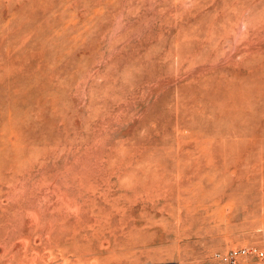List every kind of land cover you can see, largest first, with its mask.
Returning <instances> with one entry per match:
<instances>
[{"label":"rangeland","instance_id":"1","mask_svg":"<svg viewBox=\"0 0 264 264\" xmlns=\"http://www.w3.org/2000/svg\"><path fill=\"white\" fill-rule=\"evenodd\" d=\"M65 248L264 264V0H0V264Z\"/></svg>","mask_w":264,"mask_h":264},{"label":"bare ground","instance_id":"2","mask_svg":"<svg viewBox=\"0 0 264 264\" xmlns=\"http://www.w3.org/2000/svg\"><path fill=\"white\" fill-rule=\"evenodd\" d=\"M54 250V249H53ZM60 251H59V254L61 255V257H62V259H61V261H63L62 263L63 264H67V263H69L70 262V259H69V255H73V254H71L70 252V250L69 249H67L66 250V248L64 249V250H62V249H59ZM55 251H57V250H55ZM65 251V252H64ZM50 253H52L51 251L49 252V255H50ZM37 255V254H36ZM35 255V256H36ZM58 255V254H57ZM82 255H83V257H85L86 255H88L87 253H82ZM33 256V255H32ZM35 256H34V259H36L35 258ZM42 256V255H41ZM44 256V255H43ZM48 257H51V256H48ZM47 257V258H48ZM60 257V258H61ZM78 257H81L80 255L78 256ZM31 258V257H30ZM43 258H45V257H43ZM34 259L33 258H31V263L30 264H34ZM52 259V258H51ZM53 260V259H52ZM76 260H80L79 258H76ZM36 264V263H35ZM231 264V263H230Z\"/></svg>","mask_w":264,"mask_h":264},{"label":"built area","instance_id":"3","mask_svg":"<svg viewBox=\"0 0 264 264\" xmlns=\"http://www.w3.org/2000/svg\"><path fill=\"white\" fill-rule=\"evenodd\" d=\"M232 264H235V262L233 261Z\"/></svg>","mask_w":264,"mask_h":264}]
</instances>
